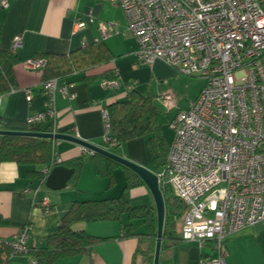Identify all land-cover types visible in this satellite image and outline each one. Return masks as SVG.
Returning <instances> with one entry per match:
<instances>
[{"label":"built area","instance_id":"1","mask_svg":"<svg viewBox=\"0 0 264 264\" xmlns=\"http://www.w3.org/2000/svg\"><path fill=\"white\" fill-rule=\"evenodd\" d=\"M109 1L124 13L139 65L150 67L159 60L177 74L204 80L189 109L169 121L173 138L155 175L159 187L168 186L186 207L181 239L199 247L211 243L216 255L201 264H225V236L264 220V0ZM7 6L0 0V9ZM115 26L100 21L101 38L114 34ZM19 46L16 38L10 51ZM44 64L32 59L25 65L40 74ZM103 83L110 88L117 85L116 80ZM42 85L49 96L46 110L29 118L27 125L56 116V79ZM25 92L31 100L30 90ZM61 92L74 97L67 95L66 86ZM157 100L166 110L176 106L170 92ZM103 129V141L114 147L106 112ZM80 151L94 154L84 147ZM62 163L54 153L52 165ZM49 172L44 170L46 177ZM42 206L45 213L50 211L47 200ZM29 231L27 225L8 241L11 258L28 252Z\"/></svg>","mask_w":264,"mask_h":264},{"label":"crops","instance_id":"2","mask_svg":"<svg viewBox=\"0 0 264 264\" xmlns=\"http://www.w3.org/2000/svg\"><path fill=\"white\" fill-rule=\"evenodd\" d=\"M5 1L8 6L0 9V47L9 54L16 87L0 96V130L27 131L28 119L46 110L49 96L43 89L40 74L28 69L25 65L27 61L42 53L68 55L86 44L102 41L113 59L108 65L97 67L90 72L96 74L107 67H113L117 75V85L110 88L103 80L85 81V73H73L56 79V116L47 123H53L58 133L77 137L140 164L143 153L146 152L147 138L129 140L118 148V153L114 152L113 148L103 141L104 112L110 103L125 100L128 94L134 91L152 99L160 124V109L167 112L157 97L164 92L173 94L171 87L163 89L162 81L170 77L174 70L159 60L150 67L139 65L135 55L137 44L127 30L124 13L109 0ZM90 18L93 19L92 22L89 21ZM100 21L115 23V33L102 39L98 29ZM80 22L84 23V26L78 28L76 23ZM16 38L20 39V46L11 52L12 43ZM150 79L158 82L155 90L149 89ZM62 86H66L67 95L73 94L74 97L64 95L61 92ZM202 88L203 85L190 98L189 104L185 103L184 111L189 109ZM26 89L31 92V100L26 98ZM177 113L168 114L169 121ZM162 131L165 138V129ZM53 145L64 162L62 166L72 169L66 164L82 159L83 165L78 179L71 182V177L65 188L50 190L45 187V182L29 174L32 171H44V166L0 163V217L5 220V224L0 227V240L8 242L21 229L30 225L26 246L28 249L41 248L45 245L46 237L57 232L61 218L73 202L112 199L122 193L126 177L123 168L118 167L114 171L115 183L110 187L107 178L96 175L90 160L91 155H82L80 145L66 140L53 141ZM150 171L157 172L154 167ZM130 196L154 205L146 186L132 190ZM43 200L49 202L48 213L43 210ZM181 221L182 219L176 224L178 237ZM128 223L126 215L122 216L120 222L75 223V231L110 240L94 245L83 254L60 258L54 264H153L155 243L142 236L123 237V226ZM131 223L134 227L132 233L147 232L143 221L134 220ZM224 244L225 264H264V220L227 234ZM215 255L211 243L199 247L196 242L180 240L172 244L165 241V244L161 243L158 264H201L204 258H214ZM30 262L29 256L23 254H16L11 259V264Z\"/></svg>","mask_w":264,"mask_h":264},{"label":"trees","instance_id":"3","mask_svg":"<svg viewBox=\"0 0 264 264\" xmlns=\"http://www.w3.org/2000/svg\"><path fill=\"white\" fill-rule=\"evenodd\" d=\"M42 59L45 64L40 73L42 82L58 79L73 73H85L84 80L94 82L97 80H116L117 75L113 67H107L102 72L93 74L91 70L108 65L113 59L108 48L102 41L86 44L68 55L42 53L34 57ZM16 87V79L9 54L0 47V96L5 95ZM107 116L110 123L111 136L115 146L120 148L127 141L146 137L147 147L155 171L163 166L169 144L164 138L161 125L158 123V111L149 96H142L134 91L122 101H115L107 106ZM45 120L40 123L28 125L29 132H51L53 123ZM56 153L53 141L14 135H0V163L13 162L18 165L44 166L51 170L53 167V154ZM97 176L107 178L109 186L115 183L114 171L121 167L125 170V185L122 193L112 199L75 201L61 218L56 233L46 237L45 245L41 248L28 249L24 255L29 256L30 264H54L58 259L79 255L87 252L94 245L110 240L96 238L82 231H75L73 225L78 222H120L126 215L129 223L123 226V237L142 236L155 243L157 233V218L152 203H144L138 197H131L130 192L139 187H145L143 181L129 168L98 153L91 155ZM64 163V162H63ZM83 161L81 158L73 160L66 166L74 170L71 182H75L81 172ZM42 181L46 179L44 171L29 173ZM164 204L165 219L162 235V245L167 242L176 243L182 240L176 232V224L186 212V207L177 198L172 190L166 186L160 188ZM141 220L147 227L144 234H134L131 221ZM5 220L0 217V227ZM11 247L8 242L0 240V264H11ZM152 259V256L150 257Z\"/></svg>","mask_w":264,"mask_h":264},{"label":"water","instance_id":"4","mask_svg":"<svg viewBox=\"0 0 264 264\" xmlns=\"http://www.w3.org/2000/svg\"><path fill=\"white\" fill-rule=\"evenodd\" d=\"M0 135L25 136V137H33V138H42L51 141H56V140L70 141L80 145L81 147L87 148L93 151L94 153H98L107 158H110L116 161L117 163L132 170L143 181L154 203L156 218H157V233H156V240L154 247L153 264H158L160 251H161L164 219H165V204L161 189L159 187L158 178L154 172L124 157H121L111 151L97 147L77 137L64 133L0 130ZM73 173H74L73 169H69L62 165L55 166L50 170L44 181L45 187H47L50 190H61L66 187Z\"/></svg>","mask_w":264,"mask_h":264},{"label":"rangeland","instance_id":"5","mask_svg":"<svg viewBox=\"0 0 264 264\" xmlns=\"http://www.w3.org/2000/svg\"><path fill=\"white\" fill-rule=\"evenodd\" d=\"M157 84H158L157 80L150 79L148 82L149 89L155 90ZM202 85L204 86V80L202 78L198 76H186L182 74H177L175 71H173V74L170 77H167L162 81L163 89L166 90L167 87H171L173 95L176 98V106L171 110H166L167 113L164 112L165 110L163 111V109H160L159 122L161 124L162 129L163 130L165 129V140L168 143L171 142L173 138V131L169 126V119L167 115L168 114L174 115L179 110H183L185 103L189 104L190 98L195 93H197V91L200 89ZM112 150L117 153L119 152L118 148H113ZM143 154L144 155L141 159V163L140 164L136 163V164L148 168L149 170L150 169L153 170L154 165L151 162L150 154L147 146H146V152Z\"/></svg>","mask_w":264,"mask_h":264}]
</instances>
